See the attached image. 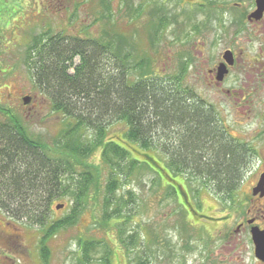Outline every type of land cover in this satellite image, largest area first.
Returning a JSON list of instances; mask_svg holds the SVG:
<instances>
[{
  "label": "trees",
  "instance_id": "16d2710c",
  "mask_svg": "<svg viewBox=\"0 0 264 264\" xmlns=\"http://www.w3.org/2000/svg\"><path fill=\"white\" fill-rule=\"evenodd\" d=\"M103 2L109 14L111 1ZM148 4L149 0L141 1L132 19L140 18ZM123 6L130 5L123 2ZM150 11L157 19L146 28L147 39L157 48L161 30L171 18L165 5L157 4ZM137 44L133 36L107 28L98 37L52 31L36 34L37 83L49 96L53 110L69 119L55 139V150L29 135L17 115L0 109L9 117L0 125V209L18 218L31 217L44 227V264L50 254L45 240L77 221L89 193L91 198L101 195L102 221L115 220L118 238L128 251L138 244L144 247L147 242L126 227L131 213L121 210L128 201L124 194L117 198L115 194L122 186V175H130L140 165L158 167L159 160L148 150L163 151L172 174L187 172L213 181L215 189L227 195L244 177L251 146L223 130L214 109L185 84L188 65L160 74L152 68L148 54L152 49L139 51ZM117 122L125 123L124 140H106L110 125ZM97 149L108 169L103 184V170L85 160ZM134 153L143 159L132 157ZM98 187L101 193H93ZM62 197L74 202L72 212L51 220L52 204ZM79 244L78 264H94L91 252L99 247L103 251L96 264H112L113 250L107 242L90 239ZM146 260L140 254L136 264H148Z\"/></svg>",
  "mask_w": 264,
  "mask_h": 264
},
{
  "label": "rangeland",
  "instance_id": "374dc122",
  "mask_svg": "<svg viewBox=\"0 0 264 264\" xmlns=\"http://www.w3.org/2000/svg\"><path fill=\"white\" fill-rule=\"evenodd\" d=\"M103 1L36 0L35 36L52 31L64 36L98 37L106 28L131 35L138 43L139 51L152 49L148 54L152 59V68L158 73H175L180 70L181 64L186 63L185 84H193L197 90H194V94L211 102L217 110L216 118L223 130L240 142L264 148V87H260L257 93L250 94L251 108L243 107L245 102L238 104L210 85L203 75L206 65H203L194 49L196 41H204L206 54L213 55L225 47L229 38L233 39L232 36L237 32L231 19L239 12L233 2L239 0H149L146 12L135 20L132 19V15L136 17L134 8L144 0H108L111 1L108 5L112 4L109 14ZM245 1L251 3V0ZM123 2L130 6L124 7ZM157 4L165 5L171 20L161 32L156 48L155 43L151 46L148 42L146 28L153 27L154 20L157 19L150 11ZM224 6L226 10L222 9ZM101 15L106 16L98 20ZM215 16H220L221 23L215 21ZM203 23L208 28L197 32L192 30L194 25L200 26ZM243 30L245 31L239 33L241 35L238 40L245 53L253 55L257 51V43L252 41V31L247 26ZM35 74L34 71L17 76H0V105L12 104L16 118L20 119L27 133L46 145H51L55 150V139L64 131L69 119H64L62 111L53 110L52 102L37 83ZM27 96L31 97L29 105L23 100ZM0 112L1 125L9 117L1 110ZM123 129L124 122L111 124L106 140H124ZM148 151L159 160V164L166 165L163 151L158 148ZM132 157L143 159L137 153ZM261 157L250 155L244 177L255 170ZM85 160L103 170V184L107 179L108 169L102 159L101 149L95 150ZM122 178V186L120 185L115 195L117 198L124 194V200L128 201V206L121 210L124 214L131 213L126 227L128 231H137L141 242H147L143 244L144 247L141 248L138 244L128 251L118 238L117 229L113 226L115 220L109 224L102 221L101 195L94 194L91 198L89 193L90 198L77 221L59 229L45 240L50 252L48 264H78L82 256L79 243L90 239L102 240L111 246L112 264H136L140 254L146 257L148 264H257L251 242L244 233L230 240L229 243L236 244L239 256L237 260H229L232 251H229V246H224L220 231H230L232 220L223 226L210 222L213 221L212 217L227 213L237 202L235 199H224L222 193L215 189L216 183L213 181L205 182L187 172L177 176V180L193 198L192 209L185 207L182 198L166 185L167 180L161 178L153 164L152 168L140 165L130 175H122ZM248 184L245 182L242 189L246 190ZM98 188L92 192L101 193L102 188ZM129 191L131 194H128ZM60 204L63 207L57 208ZM73 205L74 202H70L67 197L56 200L52 204L51 220L67 217L72 212ZM44 232V227L33 218H18L12 216L11 212L9 214L0 209V264H44L41 255ZM102 251L103 248L99 247L91 252L94 264ZM224 255L227 256L226 261H222Z\"/></svg>",
  "mask_w": 264,
  "mask_h": 264
},
{
  "label": "flooded vegetation",
  "instance_id": "af4514ba",
  "mask_svg": "<svg viewBox=\"0 0 264 264\" xmlns=\"http://www.w3.org/2000/svg\"><path fill=\"white\" fill-rule=\"evenodd\" d=\"M40 4L38 1V5ZM233 6L237 7L239 11L231 19V24L237 32L232 36L233 39L229 38L225 47L213 55L206 54L204 41H196L194 49L198 57L202 59L203 65H206L203 75L210 85L216 87L218 91L229 96L238 104L245 102L243 107L251 108L250 94L257 93L260 87H264V9L259 11L258 0H251L249 4L245 0H239L233 2ZM35 9L36 0H0V76L34 73ZM222 9L226 10L225 6ZM214 19L221 23L220 16H215ZM44 23L46 22L44 21ZM245 26L252 31V41L257 43V51L253 55H247L241 46V41L238 40V36L241 35L239 33L245 31L243 30ZM205 28L208 26L204 23L200 26L196 24L192 30L197 32ZM188 86L195 90L193 84ZM5 87L8 86L5 85ZM197 96L205 101L201 95L197 94ZM30 103L31 101L26 104L29 105ZM207 103L217 113L211 102ZM13 108L12 104L0 105L1 110L14 114ZM229 134L235 138L231 133ZM249 145L251 146V155L262 157L259 158L255 170L243 177L239 187L231 195L222 193L224 199H235L237 205H234L232 209L221 216L212 217L211 220L213 221L210 223L223 226L232 220L230 231L226 233L220 231V238L223 239L224 246H229V251H232L229 260H237L239 256L236 244L232 243V245L229 243L230 240L244 233L251 242L257 264H264V260L256 255V245L253 239V229L264 232V148H255L251 144ZM155 168L161 178L167 180L166 185H172L177 196L182 198L185 207L194 209L191 194L187 193L177 180L179 175L172 174L166 165L159 164ZM245 182L249 183L246 190L242 189ZM231 214L234 216H229ZM207 230L208 227H206ZM226 259L227 256L224 255L222 261H226Z\"/></svg>",
  "mask_w": 264,
  "mask_h": 264
},
{
  "label": "water",
  "instance_id": "95a60500",
  "mask_svg": "<svg viewBox=\"0 0 264 264\" xmlns=\"http://www.w3.org/2000/svg\"><path fill=\"white\" fill-rule=\"evenodd\" d=\"M258 4L260 8L259 11L261 12L264 9V0H258ZM23 100L25 103H29L31 97L30 96L24 97ZM61 207H63V204L57 206V208H61ZM253 239L256 245L257 257L264 260V232L262 233V231L253 229Z\"/></svg>",
  "mask_w": 264,
  "mask_h": 264
}]
</instances>
